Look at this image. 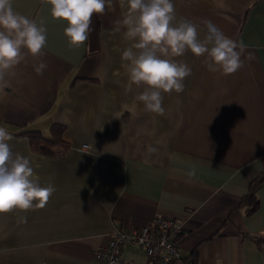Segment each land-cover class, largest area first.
<instances>
[{
    "label": "crops",
    "instance_id": "crops-1",
    "mask_svg": "<svg viewBox=\"0 0 264 264\" xmlns=\"http://www.w3.org/2000/svg\"><path fill=\"white\" fill-rule=\"evenodd\" d=\"M11 2L45 28L46 43L43 56H27L5 77L0 126L40 184L56 191L44 208L0 213V264H105L95 251L115 229L158 216L182 223L184 261L197 252V264H264V186L257 211L248 215L242 205L264 176V0H172L173 25L191 21L203 39L211 21L246 52L244 67L228 76L190 51L176 58L192 75L183 93L164 94L163 115L134 104L143 88L126 90L121 56L131 42L116 21L127 16L128 0L93 16L83 45L69 42L67 22L52 18L47 0ZM41 61L47 68L37 75ZM54 123L66 126L71 144L60 158L36 154L16 135L21 127L48 134ZM122 258L148 263L134 244Z\"/></svg>",
    "mask_w": 264,
    "mask_h": 264
},
{
    "label": "clouds",
    "instance_id": "clouds-1",
    "mask_svg": "<svg viewBox=\"0 0 264 264\" xmlns=\"http://www.w3.org/2000/svg\"><path fill=\"white\" fill-rule=\"evenodd\" d=\"M51 16L66 21L64 34L72 45H83L89 39L94 15H104L112 0H47ZM175 9L172 0H128V14L117 25L126 26L125 38L130 45L122 52V67L128 78L126 90L143 88L134 97L147 112L164 114V94L183 93L191 67L176 59L190 51L197 58L205 57L208 70L228 76L244 67L246 45L224 34L211 21H204L206 35L199 38L198 25L184 20L173 25ZM119 30V28H117ZM45 28L35 20L14 11L11 0H0V87L5 77L26 61L43 56ZM247 59L251 58L248 53ZM47 64L34 66L43 75ZM13 135L0 127V213L13 210L27 212L46 206L55 193L53 183L42 186L29 157L13 152ZM148 153L157 149L149 146Z\"/></svg>",
    "mask_w": 264,
    "mask_h": 264
},
{
    "label": "built area",
    "instance_id": "built-area-1",
    "mask_svg": "<svg viewBox=\"0 0 264 264\" xmlns=\"http://www.w3.org/2000/svg\"><path fill=\"white\" fill-rule=\"evenodd\" d=\"M182 223L175 218L158 216L152 223L141 227L115 229L109 241L95 251L94 257L105 264H131L122 258L125 245L144 248L147 264H185L180 253Z\"/></svg>",
    "mask_w": 264,
    "mask_h": 264
},
{
    "label": "trees",
    "instance_id": "trees-1",
    "mask_svg": "<svg viewBox=\"0 0 264 264\" xmlns=\"http://www.w3.org/2000/svg\"><path fill=\"white\" fill-rule=\"evenodd\" d=\"M65 131V125L54 123L48 134H44L41 131L23 129V127H21L16 135L28 137L31 141V147L36 154L60 158L71 149V144L64 137ZM262 186H264V176L252 182L248 194L245 195L242 200V205L246 209L245 213L248 215L253 214V212L257 211L259 208L260 200L258 193ZM197 262V252H193V254L185 260V264H197Z\"/></svg>",
    "mask_w": 264,
    "mask_h": 264
}]
</instances>
